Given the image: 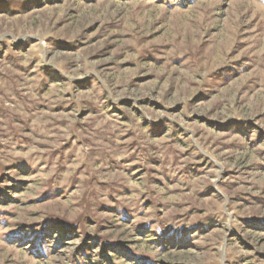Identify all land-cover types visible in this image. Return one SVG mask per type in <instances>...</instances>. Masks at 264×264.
<instances>
[{
	"label": "rangeland",
	"instance_id": "rangeland-1",
	"mask_svg": "<svg viewBox=\"0 0 264 264\" xmlns=\"http://www.w3.org/2000/svg\"><path fill=\"white\" fill-rule=\"evenodd\" d=\"M0 264H264V0H0Z\"/></svg>",
	"mask_w": 264,
	"mask_h": 264
},
{
	"label": "trees",
	"instance_id": "trees-1",
	"mask_svg": "<svg viewBox=\"0 0 264 264\" xmlns=\"http://www.w3.org/2000/svg\"><path fill=\"white\" fill-rule=\"evenodd\" d=\"M58 228L61 229V230H63L62 232H65L64 235H66V236L68 235V233H69V228H68L67 226L62 225V226H59Z\"/></svg>",
	"mask_w": 264,
	"mask_h": 264
}]
</instances>
